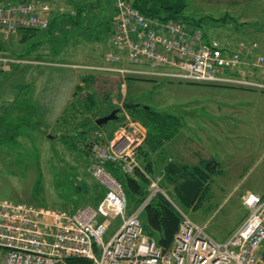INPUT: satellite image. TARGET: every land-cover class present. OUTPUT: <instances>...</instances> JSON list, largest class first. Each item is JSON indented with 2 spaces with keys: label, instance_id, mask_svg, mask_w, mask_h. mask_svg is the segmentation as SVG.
Wrapping results in <instances>:
<instances>
[{
  "label": "rangeland",
  "instance_id": "1",
  "mask_svg": "<svg viewBox=\"0 0 264 264\" xmlns=\"http://www.w3.org/2000/svg\"><path fill=\"white\" fill-rule=\"evenodd\" d=\"M185 1V16L194 27L195 21H201L199 27L208 36L246 42L255 50L245 70L260 84L181 86L170 84L177 78L168 76L153 77L150 81H141L142 76H127L125 83L119 73L110 70L127 68V63L115 65L106 61L108 35L118 0L104 3L106 21L97 20V28L41 30L39 37H49L50 43L44 57L33 54L38 40L20 43L21 31L10 39L1 36L4 49L0 56L39 58L45 62L32 67L24 62L3 70L0 65V73L12 72L0 74V201L65 211L84 205L98 207L105 190L93 175L92 145L98 141L111 144L126 125L136 122L144 129L145 142L157 137L163 145L178 124L183 126L184 133L201 136L202 145L209 146L211 153L206 156L216 154L223 164L236 158L230 177L215 181L212 196L206 202L205 208L212 213L207 215L209 227L200 220L204 219V206L200 218L192 221L218 242H223L228 230L233 228L232 232L242 222L247 214L243 194L264 192V67L254 65L256 57H264V0ZM130 77H135V81H128ZM119 108L118 121L104 128L97 125L99 118ZM148 108L153 113H147ZM134 112L150 125L134 119ZM154 115L161 124L154 126L150 122ZM190 149L193 151L191 146ZM146 150L151 151V142ZM139 166L137 171L147 178V187L155 179L166 190L163 173H153L149 165ZM118 178L127 184V176L119 174ZM164 197L177 210L170 197ZM133 205L129 201L128 212ZM121 223L120 218L111 220L105 242Z\"/></svg>",
  "mask_w": 264,
  "mask_h": 264
},
{
  "label": "built area",
  "instance_id": "2",
  "mask_svg": "<svg viewBox=\"0 0 264 264\" xmlns=\"http://www.w3.org/2000/svg\"><path fill=\"white\" fill-rule=\"evenodd\" d=\"M46 11L47 6L35 0L0 5V35L8 39L20 30H47ZM115 14L106 61L127 63V68L110 70L125 83L127 76H168L189 84H260L245 70L254 49L242 42L211 39L201 28L181 20L149 16L134 0H118ZM255 60L254 65L264 67V57ZM24 62L0 57L4 69ZM117 135L111 144L98 141L92 145L93 175L106 190L98 207L64 211L0 201L3 264H69L75 258L94 264H264V196L253 193L244 197L248 216L226 241H216L176 206L181 216L179 230L169 249L160 246L142 222L150 203L159 195L167 197L159 181L151 179L145 199L128 212L127 193L118 178L119 174L132 177L140 168L144 129L136 122ZM116 218L122 223L105 242L111 220Z\"/></svg>",
  "mask_w": 264,
  "mask_h": 264
},
{
  "label": "crops",
  "instance_id": "3",
  "mask_svg": "<svg viewBox=\"0 0 264 264\" xmlns=\"http://www.w3.org/2000/svg\"><path fill=\"white\" fill-rule=\"evenodd\" d=\"M17 1V2H16ZM30 0H0V5H9L15 4L19 2H25ZM42 6H47V14L51 21L50 31H52L53 27H58V29H69L71 31H79L81 27L87 26L89 29H93V27H99L97 20L102 19V22L106 21V18L103 15L106 13V6L104 3H107L108 0H36ZM94 9V12L91 11ZM113 12V10H111ZM96 20L91 21V18ZM97 17H100L97 19ZM112 19V18H111ZM111 21V20H110ZM110 24V22H109ZM107 26L106 28H108ZM48 30V31H49ZM22 33L19 34V41L23 43L26 39L30 40H38L35 41L34 45H37L38 48L34 49L33 54L37 55L38 57H44L46 55V49L50 44L48 42L49 37H39L40 31H31V30H20ZM82 35V34H81ZM76 37H79L76 34ZM11 38V37H10ZM8 38V39H10ZM44 38V39H43ZM4 45L2 44V39L0 35V53L3 52ZM45 52V53H44ZM22 59V58H20ZM26 63L28 62L31 66L33 64L39 65L40 63L43 64L39 58L33 60H25ZM40 62V63H37ZM25 63V64H26ZM24 65V64H22ZM120 65V64H115ZM16 68V67H15ZM106 69V68H105ZM3 70V69H2ZM16 70V69H15ZM107 71V70H105ZM4 72L8 71H1ZM15 72V71H14ZM9 74L12 72H8ZM132 78V77H131ZM135 78V77H134ZM128 81H135L133 79H129ZM170 82V81H169ZM170 84H178L181 86L188 85L179 82H173ZM191 88V87H188ZM132 92H135L134 89ZM170 126H173L170 124ZM179 126L182 128H179ZM183 133V134H179ZM162 136V135H160ZM162 138V137H161ZM166 140L164 144H162V140L155 137L154 139L151 137L149 143L146 142L142 145L140 152L138 153V161L141 166L144 164L145 166L149 165V169L153 173L157 174H164L167 183L165 184L166 193L170 197V199L184 212L186 213L191 219L192 218H200L201 210L204 209L205 211L202 213L204 214L200 220L204 221L202 225L205 227H209L210 221H207V215L212 214L210 209L205 208L207 205V201L211 198V192L214 189V183L218 178L230 177L229 173L231 164H233L235 157H232L228 160V164L222 163V158L216 154L208 157L206 155H211L208 153V147L202 145V138L201 136L191 135L188 133H184L183 126L176 124V127L166 136ZM151 142V151H147L146 148L149 146ZM190 146L193 148V151L190 149ZM149 152V153H148ZM240 157V156H239ZM211 162L213 166V172L210 170H206V163ZM196 167H200L201 171L195 169ZM142 169V168H141ZM229 169V170H226ZM143 170V169H142ZM210 174L211 178L203 179L201 173ZM155 174V175H157ZM154 175V177H155ZM152 177V178H154ZM203 183L200 189V193H198L197 198L192 202H187L185 199L186 194L184 193V188L188 184L191 183ZM162 186V185H161ZM163 188V187H162ZM105 190V188H104ZM148 190V187H147ZM106 193V190L104 191ZM253 192H245L243 197L247 194ZM255 194V193H253ZM258 196H264V192L261 194H256ZM173 197V198H172ZM101 202V201H100ZM185 210H183L181 207ZM244 206V205H243ZM135 208V205L131 208V211ZM244 208L247 210V214L242 220V222L231 232L233 229H229L228 233L225 235V239L222 241H226L232 233L243 223L246 217L249 214V210L246 206ZM56 209V208H55ZM61 210V209H58ZM130 211V212H131ZM196 215V217H194ZM143 216V215H142ZM193 216V217H192ZM203 216V215H201ZM200 222V221H199ZM4 263V252L0 250V264Z\"/></svg>",
  "mask_w": 264,
  "mask_h": 264
},
{
  "label": "trees",
  "instance_id": "4",
  "mask_svg": "<svg viewBox=\"0 0 264 264\" xmlns=\"http://www.w3.org/2000/svg\"><path fill=\"white\" fill-rule=\"evenodd\" d=\"M143 0H135V5L141 12L149 16H158L164 20H181L186 24L193 25V21H187L185 16L186 1L185 0H149V2ZM187 21V22H186ZM201 22V21H199ZM195 21L196 27H199L200 23ZM51 27V25H50ZM137 109V108H136ZM147 113H153L151 108H148ZM134 119H138L144 122L147 126L150 125L147 119L139 116L136 112L133 114ZM157 116L150 120L154 126L162 123L161 120H156ZM206 170L213 172V166L211 162H207ZM110 170H113L111 165H108ZM195 169L201 171L200 167ZM203 179L211 178L210 174L201 173ZM148 180L141 171H136L132 177H127V184H124L127 197L129 201H132L135 205H139L146 197L148 190ZM203 183H191L185 186L184 193L185 199L188 202H192L197 198L198 193ZM102 195L100 201L104 198ZM142 222L144 224L146 232L155 237L160 246L164 249H169L174 241V237L179 230L181 216L175 207L162 195L155 198L150 205L146 208L142 216ZM264 255V247H263ZM69 264H94L92 261L83 258H75L68 260Z\"/></svg>",
  "mask_w": 264,
  "mask_h": 264
},
{
  "label": "water",
  "instance_id": "5",
  "mask_svg": "<svg viewBox=\"0 0 264 264\" xmlns=\"http://www.w3.org/2000/svg\"><path fill=\"white\" fill-rule=\"evenodd\" d=\"M121 112V109H114L109 115L104 116L102 118H99L97 120V125L100 128H104L106 125H108L112 121H118L119 120V113ZM50 139H54L53 136H49Z\"/></svg>",
  "mask_w": 264,
  "mask_h": 264
},
{
  "label": "bare ground",
  "instance_id": "6",
  "mask_svg": "<svg viewBox=\"0 0 264 264\" xmlns=\"http://www.w3.org/2000/svg\"><path fill=\"white\" fill-rule=\"evenodd\" d=\"M163 195V194H162ZM165 196V195H164ZM168 197V196H167ZM157 240V239H156Z\"/></svg>",
  "mask_w": 264,
  "mask_h": 264
}]
</instances>
